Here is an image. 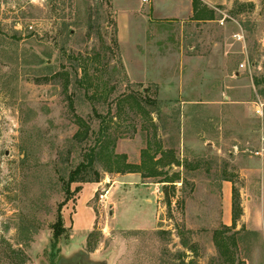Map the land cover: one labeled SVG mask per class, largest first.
<instances>
[{
  "label": "rangeland",
  "instance_id": "1",
  "mask_svg": "<svg viewBox=\"0 0 264 264\" xmlns=\"http://www.w3.org/2000/svg\"><path fill=\"white\" fill-rule=\"evenodd\" d=\"M204 1L195 17L160 20L134 0L120 34L111 0H0V264H52L53 254L58 264L80 254L222 264L216 241L234 232L227 243L246 264L252 249L223 229L222 184L239 190L241 157L264 147L253 109L264 101V0ZM76 114L90 124L85 141ZM100 115L107 152L140 164L143 149L159 147L180 161L159 164L175 182L110 171L98 157L80 174L102 182L89 203L95 225L83 237L67 225L52 249L58 216L66 224L77 211L71 199L87 182L69 174L87 161Z\"/></svg>",
  "mask_w": 264,
  "mask_h": 264
},
{
  "label": "crops",
  "instance_id": "2",
  "mask_svg": "<svg viewBox=\"0 0 264 264\" xmlns=\"http://www.w3.org/2000/svg\"><path fill=\"white\" fill-rule=\"evenodd\" d=\"M111 1L118 4L117 17L121 34L126 30L127 22H130L131 7H134L135 3L134 0ZM143 1L147 2L146 5L149 6L152 15L160 20L188 19L192 18L194 14L193 0ZM241 160L243 162L240 168L242 184L239 192L242 212L235 219L234 224L232 209L234 183L230 178L224 179L222 184V224L238 232V248L252 249L247 256L242 258L246 264H264V153L256 154L255 152L254 155L242 156ZM101 184L100 181L81 184L82 187H79L74 199H71L77 211L72 217L68 216L65 227L70 226L73 234L83 237L93 229L96 217L89 203ZM250 235H252L251 240L246 237ZM83 259L84 257L80 254L70 264H92Z\"/></svg>",
  "mask_w": 264,
  "mask_h": 264
},
{
  "label": "trees",
  "instance_id": "3",
  "mask_svg": "<svg viewBox=\"0 0 264 264\" xmlns=\"http://www.w3.org/2000/svg\"><path fill=\"white\" fill-rule=\"evenodd\" d=\"M199 0H193V6H194V14L193 17H195L199 13ZM209 19H213L209 17ZM82 70H84V75H87V69L86 67H82ZM82 78H80L79 81H81ZM69 84L70 81L69 79L66 80L65 83V91L68 93L69 89ZM255 84L257 86H261L263 84V88L261 91L264 93V76L260 78L255 79ZM68 98L70 99V103L73 105V98L69 94ZM76 117V122L79 125V128L77 132L75 133L74 136L82 139V141H85L89 137V131H90V124L86 119H84L80 115H75ZM101 117L100 120V127L97 133V137L95 140V144L90 147L88 153H87V161H84L78 165L76 169L70 172L69 174V181L70 183L72 182H98L100 181V178L97 177L96 179H87L86 175L80 176L83 171L88 172L89 170L94 169L95 162L98 159V157H103L106 158V160L109 162V170L110 171H115L118 173H132V172H140L143 177H157L160 175H165L160 181L161 182H167V183H174L175 182V177L173 175L168 177L169 174L162 171L159 169V164L162 165H167V164H175V165H180V161L175 159L173 156L172 159L166 161V154L164 151H160L159 147L156 148L154 151H152L151 145L143 149L142 151V161L140 164H133V163H128L126 161V155L124 154H115L113 152H107L106 149H108L107 145V138L109 137L108 129L109 125L105 124V117L100 115ZM115 143V142H113ZM161 153L160 157H157V154ZM79 189V188H78ZM67 196L66 201L70 199L71 196ZM233 217H234V224H235V219L241 214L242 208L240 205V193L237 187L233 186ZM233 224V225H234ZM65 224H64V219L63 215H59L57 218V221L54 225V233H53V244H52V249L55 248L57 245V242L60 238V235L65 231ZM224 231H229L231 230V227L224 226L223 227ZM219 232V231H218ZM235 234L234 232L230 236H222L220 239L216 241L217 247L220 251L221 257H222V264H239L237 263V260L235 258V254L233 251V248L227 243V238L232 239L231 241L235 242ZM57 255V254H56ZM55 255L53 254L51 257V263L52 264H57V261L55 260Z\"/></svg>",
  "mask_w": 264,
  "mask_h": 264
},
{
  "label": "built area",
  "instance_id": "4",
  "mask_svg": "<svg viewBox=\"0 0 264 264\" xmlns=\"http://www.w3.org/2000/svg\"><path fill=\"white\" fill-rule=\"evenodd\" d=\"M253 109L257 116L263 117L264 116V101L261 99L255 100L253 102ZM263 141H264V138H263ZM261 153H264V147L261 150L256 151V154H261Z\"/></svg>",
  "mask_w": 264,
  "mask_h": 264
}]
</instances>
